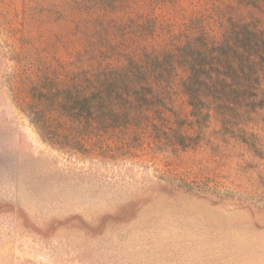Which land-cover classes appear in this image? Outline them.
<instances>
[{
	"label": "rangeland",
	"instance_id": "rangeland-1",
	"mask_svg": "<svg viewBox=\"0 0 264 264\" xmlns=\"http://www.w3.org/2000/svg\"><path fill=\"white\" fill-rule=\"evenodd\" d=\"M0 264H264V0H0Z\"/></svg>",
	"mask_w": 264,
	"mask_h": 264
}]
</instances>
